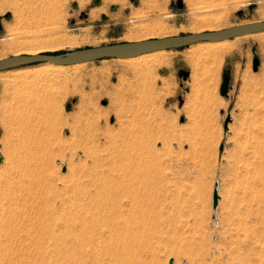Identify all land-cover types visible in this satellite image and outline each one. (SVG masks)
Instances as JSON below:
<instances>
[{
    "label": "rangeland",
    "instance_id": "obj_1",
    "mask_svg": "<svg viewBox=\"0 0 264 264\" xmlns=\"http://www.w3.org/2000/svg\"><path fill=\"white\" fill-rule=\"evenodd\" d=\"M0 7V59L264 20V0ZM223 43L232 47L215 66L198 55L201 41L132 60L1 70L0 264H264V31Z\"/></svg>",
    "mask_w": 264,
    "mask_h": 264
},
{
    "label": "water",
    "instance_id": "obj_2",
    "mask_svg": "<svg viewBox=\"0 0 264 264\" xmlns=\"http://www.w3.org/2000/svg\"><path fill=\"white\" fill-rule=\"evenodd\" d=\"M264 31V20L252 21L221 28L212 31L189 32L178 35H169L159 38H148L137 41H124L98 46L84 47L64 52H45L38 54H21L7 56L0 59V71L8 68L47 62L54 65H72L103 58H128L159 50L179 48L201 41H218L235 36ZM256 60H253L252 68L255 69ZM228 88V77L222 73V82L219 85V94L225 95ZM1 162V157H0ZM217 181H213L211 192V210L217 206ZM171 264V260H168Z\"/></svg>",
    "mask_w": 264,
    "mask_h": 264
},
{
    "label": "bare ground",
    "instance_id": "obj_3",
    "mask_svg": "<svg viewBox=\"0 0 264 264\" xmlns=\"http://www.w3.org/2000/svg\"><path fill=\"white\" fill-rule=\"evenodd\" d=\"M114 0H103V2L104 3H109V2H113ZM106 5V4H105ZM4 10H3V8L2 7H0V13H2ZM160 32V31H159ZM194 33V32H193ZM250 34H252V33H250ZM245 35H249V34H245ZM241 36H244V35H241ZM226 39H223V40H218V41H205V42H207V45L204 47V48H201V50L198 52V55L199 56H202V55H204L205 57L206 56H211V58H212V61H211V64L212 65H217L218 64V62H219V58H220V55L221 54H223L225 51H227L228 49H230L231 47H229L228 45H226V44H224L223 42L225 41ZM137 41V40H136ZM40 47H37L36 48V46L35 47H29V48H26V49H23V50H28V51H30L29 53H25V54H27V55H32V54H38V53H40L39 52V50L41 51V48H42V46H41V48L39 49ZM20 49V48H19ZM21 50V49H20ZM162 51H164V50H159V51H154V52H150V53H146V54H141V55H138V56H135V57H128V58H116V59H122V60H132V59H134V58H139V57H141V56H147V55H151V54H154V53H157V52H162ZM16 54H14V55H21V53H18V52H20L19 50L17 51L16 50ZM11 56H13V55H11ZM203 56V57H204ZM44 64H47V62H44ZM50 66H57V67H64V66H72V65H78V64H83V63H77V64H72V65H54V64H50V63H48ZM22 75H25V73L24 74H22ZM61 92H62V90H61ZM61 92H59V95H60V93ZM63 94H65L64 92H62ZM61 96H63L62 94H61ZM60 98V97H59ZM61 99V98H60ZM62 116V115H61ZM58 119H60V121L59 122H62V123H65V117H61V118H58ZM61 123V124H62ZM65 125V124H64ZM28 135V134H27ZM30 136V135H29ZM33 138H34V136H33ZM32 138V139H33ZM28 139V138H27ZM30 139V138H29ZM26 141V140H25ZM44 141V140H43ZM42 141V142H43ZM29 143V142H28ZM32 145V144H31ZM22 148V147H21ZM29 148V147H28ZM31 148V147H30ZM32 151V150H31ZM34 152V151H33ZM32 152V153H33ZM30 153V152H29ZM35 155V154H34ZM38 155V154H37ZM39 157V156H38ZM30 158V157H29ZM31 158H33V157H31ZM36 158V157H35ZM34 160V159H33ZM32 160V161H33ZM28 161V160H27ZM30 161V160H29ZM40 162V161H39ZM23 163H25V162H23ZM34 163H35V161H34ZM29 164V163H28ZM23 165V164H22ZM25 165H27L26 163L24 164V166ZM31 165V164H30ZM21 166V165H20ZM100 166V165H99ZM28 167H30V166H28ZM27 167V168H28ZM19 168V167H18ZM19 169H21L22 170V168H19ZM25 170V168H23V170L22 171H24ZM19 171V170H18ZM27 171V170H26ZM30 171V170H29ZM124 172V171H123ZM133 172H134V170H133ZM29 173V172H28ZM32 173V172H31ZM129 173V172H128ZM132 173V172H131ZM30 174V173H29ZM130 174V173H129ZM128 174V175H129ZM28 175V174H27ZM32 175H34V174H32ZM128 175H125V173H124V176L126 177V176H128ZM13 176V175H12ZM35 176V175H34ZM124 176H123V178H124ZM102 177V176H101ZM121 178H122V175L120 176ZM133 177V176H132ZM132 177H130L129 178V176L127 177V178H129V180L132 178ZM9 178V177H8ZM19 178V177H18ZM103 178V177H102ZM107 178V177H106ZM12 179V178H11ZM20 179V178H19ZM28 179V178H27ZM13 180V179H12ZM106 180V179H105ZM119 180V179H118ZM125 180V179H124ZM132 180V179H131ZM130 180V181H131ZM14 181V180H13ZM22 181V180H21ZM96 181V180H95ZM93 182L92 184H93V187L95 188V191H98L99 193L100 192H102V189H103V185L101 184L100 185V183H98V182ZM99 181V180H98ZM101 181V180H100ZM126 181V180H125ZM128 181V180H127ZM126 181V182H127ZM132 181H134V180H132ZM9 182V181H8ZM30 182V181H29ZM91 182V181H90ZM110 182V181H109ZM125 182V183H126ZM135 182V181H134ZM7 183V182H6ZM12 183V182H11ZM20 183V182H19ZM19 183H18V186L17 187H21L20 185H19ZM24 182H22V184H23ZM102 183H103V181H102ZM105 183H107L106 181H105ZM1 184V183H0ZM12 184H14V183H12ZM21 184V185H22ZM26 184V183H25ZM31 184V183H30ZM3 185V184H2ZM90 185V184H89ZM106 185V184H105ZM125 185V184H124ZM128 185H130V183H128ZM13 186V185H12ZM11 186V187H12ZM32 186V185H31ZM126 186V185H125ZM133 186H136V184H134ZM132 186V187H133ZM14 187V186H13ZM12 187V188H13ZM15 187H16V185H15ZM30 187V186H29ZM82 187V186H81ZM105 187V186H104ZM127 187H130V188H128V190L126 191L127 192V194H131L132 192L134 193V191L136 190H133V188L131 187V186H127ZM127 187H126V189H127ZM9 188V187H8ZM24 188V187H23ZM107 188V187H106ZM123 188V187H122ZM16 189V188H15ZM18 189V188H17ZM22 189V188H21ZM26 189V188H25ZM28 189V188H27ZM84 189V188H83ZM219 189V188H218ZM3 190V189H2ZM1 190V191H2ZM7 190V189H6ZM10 190V189H9ZM121 190V189H120ZM18 191V190H17ZM24 191V190H23ZM22 191V192H23ZM137 191V190H136ZM135 191V192H136ZM10 192V191H9ZM11 192H13V190L11 189ZM90 192V191H89ZM88 192V193H89ZM104 192V191H103ZM139 192V191H138ZM5 193H6V191H5ZM95 193V192H94ZM93 193V194H94ZM97 193V192H96ZM99 193H97L98 194V196H99ZM125 193V192H124ZM11 194V193H10ZM9 193H7V196L9 197V195H10ZM18 194V193H17ZM92 194V195H93ZM13 195V194H12ZM20 195V194H19ZM23 195V194H22ZM25 195V194H24ZM89 195H90V193H89ZM95 195L96 194H94V197H95ZM103 195V194H102ZM91 196V195H90ZM1 197V196H0ZM1 200V199H0ZM2 201H3V199H2ZM79 202V201H78ZM1 205V204H0ZM2 206V205H1ZM0 206V207H1ZM7 206V205H6ZM5 206V207H6ZM80 206V205H79ZM4 207V206H3ZM1 209V208H0ZM1 210H3V211H6L5 210V208H3V209H1ZM14 210V209H13ZM12 210V211H13ZM86 211H87V208H86ZM1 214V213H0ZM87 214V213H86ZM41 215V214H40ZM0 216H2V215H0ZM42 218V217H41ZM87 220V219H86ZM88 221V220H87ZM86 221V222H87ZM1 222V221H0ZM126 223H128L127 225H125V227H124V225H122L124 228H126V230H129V232H130V230H132L133 229V227L131 226L132 224H130L129 222H126ZM125 223V224H126ZM41 224H42V222H41ZM88 225V224H87ZM92 225V224H91ZM106 225V224H105ZM112 226V225H111ZM46 227V226H45ZM88 227V226H87ZM49 229H51V228H49ZM1 230H3V229H1ZM42 230H44V229H42ZM115 231V230H114ZM37 232V231H36ZM44 232V231H43ZM128 232V233H129ZM98 233V232H97ZM104 235V234H103ZM40 237V236H39ZM96 237V236H95ZM132 237V236H131ZM100 238V237H99ZM133 238V237H132ZM39 239V238H38ZM103 240V239H102ZM101 240V241H102ZM132 242V241H131ZM129 243H130V241H129ZM123 245H124V242H123ZM131 245V244H130ZM106 247V246H105ZM104 247V248H105ZM128 247H130L129 245H128ZM133 247V246H132ZM111 250V249H110ZM125 250V249H124ZM132 250V249H131ZM128 251V250H127ZM103 252V251H102ZM136 251L134 250V252H133V255L131 256V258L133 259L134 258V256L136 255V253H135ZM125 253H127V252H125ZM103 254V253H102ZM110 255V254H109ZM98 257H100V256H98ZM103 257V256H102ZM96 258V257H95ZM128 259H129V257H128ZM98 260V259H97ZM171 260V264H173V260L172 259H170ZM125 261H126V258H125ZM128 261V260H127ZM126 261V262H127ZM132 261V260H131ZM133 261H135V260H133ZM122 263V262H121ZM129 263H131V262H129ZM128 263V264H129ZM132 263H134V262H132ZM106 264V263H105ZM124 264H126V263H124Z\"/></svg>",
    "mask_w": 264,
    "mask_h": 264
}]
</instances>
